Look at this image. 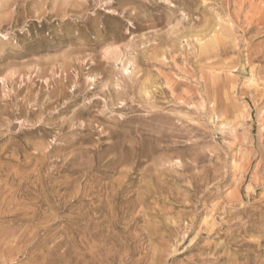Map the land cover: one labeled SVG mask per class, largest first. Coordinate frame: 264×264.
Returning <instances> with one entry per match:
<instances>
[{
    "label": "rangeland",
    "instance_id": "374dc122",
    "mask_svg": "<svg viewBox=\"0 0 264 264\" xmlns=\"http://www.w3.org/2000/svg\"><path fill=\"white\" fill-rule=\"evenodd\" d=\"M0 264H264V0H0Z\"/></svg>",
    "mask_w": 264,
    "mask_h": 264
}]
</instances>
